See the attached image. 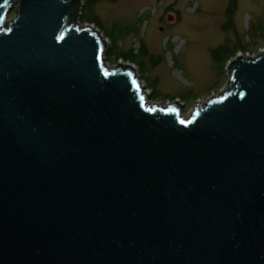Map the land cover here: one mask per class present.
<instances>
[{
  "label": "water",
  "instance_id": "water-1",
  "mask_svg": "<svg viewBox=\"0 0 264 264\" xmlns=\"http://www.w3.org/2000/svg\"><path fill=\"white\" fill-rule=\"evenodd\" d=\"M82 7L0 0V264H264V49L185 115Z\"/></svg>",
  "mask_w": 264,
  "mask_h": 264
},
{
  "label": "rangeland",
  "instance_id": "rangeland-1",
  "mask_svg": "<svg viewBox=\"0 0 264 264\" xmlns=\"http://www.w3.org/2000/svg\"><path fill=\"white\" fill-rule=\"evenodd\" d=\"M93 10L106 27L119 21L132 28L118 38L120 49L137 50L141 41L146 45L147 71L139 72L140 79L153 84L156 101L181 98L185 115L227 83L226 69L211 57L213 48L241 45L240 52L249 54L264 49V0H100ZM14 14L10 11L9 18ZM151 56L160 57L158 63L152 65Z\"/></svg>",
  "mask_w": 264,
  "mask_h": 264
},
{
  "label": "trees",
  "instance_id": "trees-1",
  "mask_svg": "<svg viewBox=\"0 0 264 264\" xmlns=\"http://www.w3.org/2000/svg\"><path fill=\"white\" fill-rule=\"evenodd\" d=\"M100 0H84V5L82 8V13L80 20L82 22H89L94 23L100 30L107 36L110 40V46L106 51V60H113L116 62L119 58L123 60H128L133 62L137 65L138 70L140 72L147 71L145 58L147 57V48L146 45L141 41L140 46L137 50L135 49H128V50H121L120 45L118 43L120 36H126L131 33L133 30L130 26L122 25V23H118L119 21H114L110 27H106L102 24L99 17L95 14L93 10V5L96 4ZM235 5L234 3H230L227 9V16L229 19V25L233 23V16H234ZM130 27V28H129ZM241 45H236L233 48L228 47L227 44H221L216 48L211 50V57L212 59L217 62L223 69L226 65L228 59L235 55V53L241 49ZM244 50V48H242ZM160 57L154 58L151 56L149 60L154 65L158 61ZM177 64V63H176ZM146 78H148L146 76ZM157 79L154 78L152 83H156ZM147 87L151 88V99H158L155 90L153 89V84L151 85L148 81L146 83ZM168 98V97H165Z\"/></svg>",
  "mask_w": 264,
  "mask_h": 264
}]
</instances>
